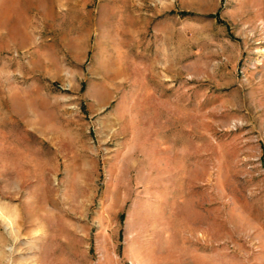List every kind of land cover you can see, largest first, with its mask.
Returning <instances> with one entry per match:
<instances>
[{
	"label": "rangeland",
	"instance_id": "374dc122",
	"mask_svg": "<svg viewBox=\"0 0 264 264\" xmlns=\"http://www.w3.org/2000/svg\"><path fill=\"white\" fill-rule=\"evenodd\" d=\"M264 264V0H0V264Z\"/></svg>",
	"mask_w": 264,
	"mask_h": 264
},
{
	"label": "built area",
	"instance_id": "2783aa9c",
	"mask_svg": "<svg viewBox=\"0 0 264 264\" xmlns=\"http://www.w3.org/2000/svg\"><path fill=\"white\" fill-rule=\"evenodd\" d=\"M125 264H141L140 261L136 259H129L125 262Z\"/></svg>",
	"mask_w": 264,
	"mask_h": 264
}]
</instances>
